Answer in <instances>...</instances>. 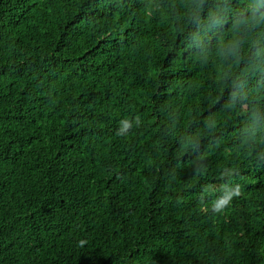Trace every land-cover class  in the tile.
Returning a JSON list of instances; mask_svg holds the SVG:
<instances>
[{
  "label": "trees",
  "instance_id": "1",
  "mask_svg": "<svg viewBox=\"0 0 264 264\" xmlns=\"http://www.w3.org/2000/svg\"><path fill=\"white\" fill-rule=\"evenodd\" d=\"M0 264H264V0H0Z\"/></svg>",
  "mask_w": 264,
  "mask_h": 264
}]
</instances>
